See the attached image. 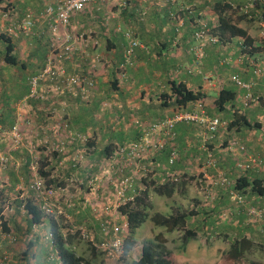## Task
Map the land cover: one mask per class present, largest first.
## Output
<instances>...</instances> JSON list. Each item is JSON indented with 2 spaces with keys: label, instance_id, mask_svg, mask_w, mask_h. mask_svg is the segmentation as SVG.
<instances>
[{
  "label": "crops",
  "instance_id": "obj_1",
  "mask_svg": "<svg viewBox=\"0 0 264 264\" xmlns=\"http://www.w3.org/2000/svg\"><path fill=\"white\" fill-rule=\"evenodd\" d=\"M56 1L15 0L13 12L4 16L0 11V29L7 31L13 28L11 31L14 34L6 36L12 40L15 46L13 55L20 68L24 65L25 74L39 71L51 58L56 65L63 66L66 73L75 67L92 71L97 84L90 103L86 106L66 98L65 104L54 99L55 104L49 102L47 106L41 104L37 108H33L32 103L24 104L27 90L22 81L24 74L15 72L3 61L2 51L6 43L0 39V121L9 127L15 122V115L18 116L23 140L26 133H30L28 131H33L32 149L22 142L14 157L32 158L35 164L47 161L49 185L60 189L52 200L53 211L56 212L52 220L56 221L61 233L72 236L70 231L79 229L87 232L90 239L99 241L105 235L100 230L101 223L106 225L108 236L124 232L126 220L118 212V206L147 189V183L163 184L169 176H173L170 180H175V192L170 197L148 192L150 216L154 213L169 216L176 211H193L196 215L188 219L187 227L197 226L200 230L195 237L182 243V231H167L147 219L136 230L134 246L161 235L163 245L174 256L175 264H264V220L252 223L246 215V207L264 208V196L251 193L250 187L240 191L244 196L243 204H238L230 196L238 179L245 178L248 182L258 180L264 184V2L96 0L83 12L71 16L67 31L60 29L55 35L49 27L51 18L45 16L44 9ZM218 2L232 6L227 16L248 31L254 45L261 50L259 54L244 55L237 39L223 45L207 43L201 51L193 50L196 45L193 33L200 25H206L211 30L217 26L218 15L213 7ZM187 8L193 12L188 14ZM26 11H31L35 17L29 30L19 26ZM169 15H176L177 20ZM239 16L244 18L238 20ZM126 30L134 32L139 46L135 49L134 64L128 67L127 78L119 79L115 69L122 61L126 47L123 38ZM66 34L78 42V50L70 62L59 61L52 55L55 46L61 47L65 43ZM82 35L85 40L79 38ZM232 77L248 87L238 86ZM115 79L116 83L113 82ZM172 83H181L188 90L202 93L206 113L210 117H219L225 126L218 130L211 143H205L197 138L205 135L202 127L187 123L176 125L177 141L173 147L178 156L174 164L168 165L167 150L159 153L153 161L143 160L149 173L130 168L127 173L133 176V183L125 192L124 199L120 200L116 191L120 175L116 172L124 163L116 161L115 157L110 159L116 147L110 155L103 152L104 148L110 143L119 145L135 141L139 133L141 135L138 123L147 126L150 122L172 115L177 110L172 106L173 99L167 102L168 107L161 104L163 96L171 95ZM111 85H114L113 89ZM221 90L231 91L235 96L225 111L218 113L214 99ZM7 97L13 102H5ZM190 105L187 104L186 108ZM43 108L46 115L42 113ZM235 113L243 115L250 124L260 125V128L228 129L227 124ZM25 119H29L31 129ZM70 134L82 135L92 143L84 146L83 142L71 141ZM61 142L65 144L63 152L51 155L50 151ZM222 144L224 146L220 148ZM206 147L212 158L204 152ZM167 148L170 150V145ZM249 156L260 158L263 164L249 170L239 168L238 165L245 164ZM23 168L13 169L8 164L0 167V175L4 176L0 177V181L5 182L0 187L7 193L21 188L26 177ZM186 175H198L195 179L199 180L198 186L182 180ZM220 175L228 179V186L219 183L217 179ZM19 209L17 207L16 210ZM16 210L11 207V211L18 212ZM10 217L15 216L11 214ZM10 217L6 219L7 233L19 234L24 230L25 237L20 239L31 245L33 243V246L25 253L27 246L24 243L14 246L9 245L11 242L7 243L3 253H9L6 254L8 263L24 264L27 260L29 264H38L37 250L44 247L43 237L39 236L41 231L38 226L28 231L26 220H21L19 224L12 222ZM39 227L44 228L43 234L49 229L47 221ZM242 238L251 243L249 250L239 262L224 260L223 253L228 252L233 241ZM81 242L85 247L89 243ZM81 242L75 244L82 246ZM85 247L83 255H88Z\"/></svg>",
  "mask_w": 264,
  "mask_h": 264
},
{
  "label": "trees",
  "instance_id": "obj_2",
  "mask_svg": "<svg viewBox=\"0 0 264 264\" xmlns=\"http://www.w3.org/2000/svg\"><path fill=\"white\" fill-rule=\"evenodd\" d=\"M14 1L15 0H0V11H2L1 12L2 15L5 16V14L7 15L8 13L13 12V8L15 6ZM57 2L58 0L55 3L47 5L44 9V14L47 15L46 10L48 7L55 8ZM213 9L218 15V24L210 32L213 36H216L218 38L219 42L210 43V44L220 43L223 45V44L231 42L233 39H237L241 43V52L244 55L253 56L261 52V50L254 45V39L249 35L248 31L239 27L237 23L234 22V20L231 18V16H227V12L232 11V6L230 4L218 2L214 5ZM186 11L188 12V14H191L193 12L189 8H187ZM30 14L32 15L31 11H26L25 15H30ZM140 16L143 17L144 15H140ZM169 17L173 20H176L174 17H171L170 15ZM243 18L244 16H239L238 20H242ZM12 29H9V30H12ZM9 30L7 31L4 30L5 32L2 31V33H4L5 35L0 34V39L4 40V42L6 43L4 51H2L3 61L8 66H12L14 70H16L15 72H18L19 74L20 73L24 74V78L22 81L24 82V86L27 87L26 92L24 91L25 92V97H24L25 100H23L24 104L32 103L33 108H37L39 105L41 106V104L47 106V103L50 104L49 102L54 103L53 101L54 99L58 100L59 102L62 100L60 103L64 102L65 104L66 98H72L74 99L73 101H79L82 104H85L86 106L89 105L90 97L97 84L96 75L92 71H87L80 67H75L71 72L66 73L63 66L56 65L54 63L55 62L54 58H51V59L46 60L45 65L39 71L33 74L32 72L25 74L26 71H25L24 65L21 64L22 66L20 68L19 62L17 61L16 57L13 55L15 46L13 45L12 40L7 36H12V34L14 33L13 31L10 33ZM126 31H124V33ZM124 33H123V38L126 41V46H127L128 40L124 37ZM133 37L137 40V38L134 36V32H133ZM83 39L85 40V36H83ZM77 43L76 42L73 43V40L68 39V41L63 43L61 47L55 46L54 49L56 50L52 52V55L59 61L67 60L68 62H70L71 60H73L75 52L78 50L76 47ZM91 44L94 46H97L96 43H91ZM126 48L127 47H125L124 49ZM136 48H138V46L135 47L133 51L134 58L132 61V65L135 62V49ZM122 61H123V55H122ZM122 61L117 65L115 69V74L118 76L119 79H126L128 67H130L131 65L130 64L123 65ZM48 69H50V72L48 73L43 72L44 70H48ZM40 75H42V78L37 79L36 81L37 86H36L35 94H37L38 97H36V95L32 96L31 95L32 93L31 79L34 77H39ZM69 77H78L79 81L77 83H72L69 80H67V78ZM113 82L116 83L117 82L116 79ZM56 88H57V91L55 90ZM113 88H114V85H111V89ZM234 96H235L234 93H232L231 91L221 90L218 97L214 99V105H215V109L217 110V112L222 113L223 111H225L227 104L234 100ZM162 98H163L162 103H161L162 107L163 106L168 107L169 105H166L167 102L171 98L173 99L172 106L177 108V110L174 111L172 115L166 118L163 117L162 119L154 121V122H150L147 126L137 122L138 124L137 123L136 124L138 128L141 130V135L139 133V136L135 141H132L130 143H125V144L122 143L119 145H114L110 143L106 145V147L104 148L103 152L106 155H110L116 147L115 152L113 153L110 159L113 160V158L115 157L116 161L119 162L120 160H122L124 163V165H121L119 167L118 172H116V174L120 175L119 179L129 176V174L127 173L128 170H130V168L134 169V166L126 165L125 163L126 158H128V154L130 153L131 146L133 144H137L140 142L143 136V133H144L143 132L144 129L149 127L150 125L159 123L167 118H171L173 117L175 113L193 112L195 110L194 104L196 102H199L202 105V109H203L205 117H208L211 119L217 118L221 122V126L218 127L217 131L213 135V138L209 140H205V137L209 136V134H208V131L204 127L199 126L194 123L178 122L174 125V128H173V133H174L173 140L165 139V143L162 149H152L151 152H149L148 150H145L144 153L149 155L145 157L149 159L150 161H153L159 153H163L168 150L167 163L169 166L174 164V162L171 164L169 163V157L172 151L174 150L177 151L176 148L173 147V143L177 141V133L175 131L176 125L180 123H187L195 127H199V128L202 127L203 129H205L204 130L205 135H203L205 143H211L214 140L215 135L218 132V130L225 126V123L219 117H210L206 113L205 107L202 104V101L204 99V96L202 93L193 92L191 90H188L185 87V85L181 83L179 84L172 83L171 95H165ZM6 99L7 100H5V102L6 101L8 103L13 102L12 98L9 99V97H7ZM187 104H192L189 107L190 109L186 108ZM46 106H43V107H46ZM42 113L46 115L45 109L43 110ZM8 114L10 115V113ZM15 119H16L15 122L9 127H6L3 124H1V121H0V124L2 125L4 129L10 130L16 124V121L19 119L18 116L15 115ZM27 122H29V119H25V123ZM259 126L260 125L258 124H250L243 115L238 114V113H235L232 116V120L227 124V128L230 130L231 129L239 130L244 127L250 128V129H257V128H260ZM41 131L42 129L39 128V132ZM153 140L154 142H156L158 140L157 136H154ZM5 141L6 140L0 136V146H1L0 150H4L5 146L3 147L2 144L4 145ZM71 141L83 142L84 146L89 145L90 142L92 143L91 140L83 137L82 135H74ZM168 145H170V150L167 148ZM223 146L224 144H222L220 148H222ZM204 152H206L209 155V158L211 157L210 155L211 153L208 151L207 147ZM50 153L51 155H55V153L58 155V154H61L62 152H59L56 147L55 150L50 151ZM177 156H178V152H177ZM137 162L138 161H135L134 164L140 163V162L138 163ZM142 162L140 163V165H143ZM7 164L10 165V161H7ZM37 165H38V167H36L37 176L28 180L26 184V192L29 194L28 198H26L24 201L22 200L18 201V199H15V201H18L19 202L18 204H20V206H22L24 209L26 228L28 231H31L33 227L42 225L45 221H47L48 226H49V232L52 235V244L55 246L59 264H106L105 258H104V255L106 252L100 249V245L104 242L111 241L115 235L119 236L123 240L124 252H123V256L120 258V260H122V264H175L174 256L172 255V252L168 251L163 245V239L161 235H157L151 240L144 241L141 246L140 257L136 261L130 260L128 254L135 245L134 236H135L136 230L140 228V226H142V224L147 219H150L156 226L164 227L167 231H172V230L182 231L183 232L182 243H185L188 239L195 237L197 235V231L200 230L199 227L197 226L187 227L188 219L196 215V213L193 211H189V212L176 211L169 216H163L159 213H154L152 216H150L151 205L148 202V192L149 191H152L153 193L159 196H167V197H170L175 192V182L174 180L173 181L170 180V179H173L172 178L173 176H169L168 181L163 184L154 183L152 181H151L152 183H147L148 184L147 189L142 191L138 196H135L134 198L127 200L123 204L118 206L117 208L118 212L126 220V223L124 224L126 227L123 228L125 230L124 232H121V233L119 232L117 234H114L113 237L112 235L108 236L107 233L109 232H108L106 225L101 223L100 230L105 235L103 234L104 235L103 238L100 239L99 241H97L96 239L95 240L90 239V235L87 232H84L79 229H72L71 230L72 236L63 235L61 233V229L59 228L58 224H56V221L52 220L53 217H55V213H56L55 211H53L52 205H51L54 196L51 197L50 200L48 199L47 201L48 204H50V208L52 212L49 215H46L45 213L42 212L41 207H40L43 201H39V198L37 197L38 193L31 188V185L33 183L32 181L38 177H41V179H43L44 181V186L46 190H51V191L56 192L59 189V187L57 186L55 188V187H50L49 185L50 171L47 170L46 168L48 166L47 161H40L39 163H37ZM0 166H1V163H0ZM143 166H145V164ZM23 167L25 166L23 165ZM73 167H77V165L73 164ZM23 169L24 171L26 170V168H23ZM246 170H249V169H246ZM146 173H149V172H146ZM248 187H250L251 193L256 194L258 196H264V184H262V182L258 180H253L252 182H248L245 178L238 179L235 183L234 190L237 192H240L242 190H245ZM3 198H4V189L0 187V202ZM247 211H248V207H246V215H247V219L249 222L259 223V220L260 221L264 220V217L259 220H253L248 215ZM0 214H1V209H0ZM5 225L6 223L3 225V228L6 231ZM121 234L123 235L124 239L122 238ZM78 236L81 237L83 241H89L86 247L88 255H79L76 252L77 245L75 244V240H79ZM28 243L29 242L25 243V246H27L25 253H27V251L33 246V243L32 245L31 243L30 244ZM250 246H251V243L249 242V240H246L244 238L240 240L236 239L231 244V247L228 250V252L223 253V259L239 262L243 254H245V252L249 250ZM0 259H1L0 264H3L4 261H6V259L4 258L2 259L0 257ZM120 260L118 264L120 263ZM25 263L29 264L27 260L24 261V264ZM236 264H240V263H236Z\"/></svg>",
  "mask_w": 264,
  "mask_h": 264
},
{
  "label": "built area",
  "instance_id": "obj_3",
  "mask_svg": "<svg viewBox=\"0 0 264 264\" xmlns=\"http://www.w3.org/2000/svg\"><path fill=\"white\" fill-rule=\"evenodd\" d=\"M96 0H58L56 3V7H48L47 17L51 18L50 21V29L53 34H57L60 29L66 30L70 18L72 14L82 12L88 7V5L92 2H95ZM143 2H148L149 0H142ZM163 1V0H160ZM166 2L172 1V0H164ZM256 2H264V0H248L249 4H254ZM55 14V15H54ZM4 17V16H3ZM171 17H174L177 20L176 15H171ZM34 16L33 15H25L24 20L19 24L20 28L23 30H29L34 25ZM11 33L12 31L9 30ZM0 34H2V31L0 29ZM83 36H79V38L83 39ZM124 37L128 40L127 42V48L123 51V65H132V61L134 58V48L139 46V42L133 37V32L130 30H127L124 33ZM78 38V37H76ZM193 38L196 43L195 47H193V50H202V48L206 45V43H216L219 42L218 38L216 36H213L210 33V30L206 25H202L199 27L198 30H196L193 33ZM68 39L71 40V38L66 36V41ZM73 42H76V39H72ZM44 73L50 72V69L44 70ZM42 75L39 77H34L31 79V85H32V93L31 95H36V86H37V79H41ZM72 83H77L79 81L78 77H69L67 78ZM232 80L238 85L242 87H247L242 82H240L235 77H232ZM57 91V88L55 89ZM195 110L193 112H179L175 113L173 117L167 118L159 123L152 124L149 127L144 129L143 136L139 143L133 144L130 148V153L128 154V158H126V165L134 166L136 171H143L146 173V168L143 165H140V163L146 158L147 156L145 150H148L151 152L152 149H162L165 143V139L173 140V128L174 125L178 122H188V123H194L199 126L204 127L207 131L209 136L205 137V140H209L213 138L214 133L217 131L218 127L221 126V122L217 118H208L205 117L202 105L199 102H196L194 104ZM20 127L21 123L19 120L16 121V124L10 129H4L0 125V136L4 139H11L13 142V145L17 148L22 140L21 133H20ZM74 135L71 136L70 139L72 140ZM154 136H157L158 140L154 142L153 138ZM161 136V137H160ZM65 148V144L63 142L58 143L57 150L59 152H63ZM241 150H244L243 147H241ZM144 153V154H143ZM177 158V151H172L170 157H169V163H173L175 159ZM8 161V158L3 157L1 158L2 165H5ZM135 161L140 162L139 164H134ZM212 163V166H215L214 161L210 160ZM137 162V163H138ZM263 164V161L258 157L249 156L247 158V161L243 165H238L239 168L246 170L251 169L256 166H260ZM221 184L229 185L228 179H226L224 176L220 175L218 178ZM175 181V180H174ZM31 188L35 190L38 194L37 197L39 198V201H43L41 204V210L49 215L51 213L50 204H48V199L50 200L51 197L55 196V191L46 190L44 186V181L40 177L36 178L32 181ZM133 183V176L129 175L127 177H124L122 179H119L116 191L117 196L120 200L124 199L125 192L130 188L131 184ZM231 198L236 201L238 204L244 203V197L237 191H232L230 193ZM248 215L253 220H259L264 217V209H257L255 207L248 208L247 211ZM126 226L124 225V228ZM51 238V236H50ZM100 249L102 251H105V259L106 262H111L112 264H118L120 258L123 255L124 248H123V240L119 236H114L111 241L104 242L100 245ZM122 264V261L120 260V263Z\"/></svg>",
  "mask_w": 264,
  "mask_h": 264
},
{
  "label": "rangeland",
  "instance_id": "obj_4",
  "mask_svg": "<svg viewBox=\"0 0 264 264\" xmlns=\"http://www.w3.org/2000/svg\"><path fill=\"white\" fill-rule=\"evenodd\" d=\"M0 88H1V86H0ZM27 118H28V116H27ZM31 127H32L31 125L28 126V128H30V129H31ZM28 132H30V133L29 134L26 133V135L24 136L25 137V140H23L22 142L24 143V145L26 147H29V146L31 147V145H32L31 144V141L33 139V137H32V132L33 131H28ZM197 138L198 139H201V140L202 139L204 140V138H202V135L201 136H198ZM26 141L28 143H30V144H28ZM30 147L28 149L31 150L32 147L31 148ZM17 150H16V147L11 143V141L7 140V142L5 143L4 150H1L0 151V158L2 156H5V155L7 157L11 158V160H10V167L11 168H13V169L14 168H17V169L20 168L21 169V167L23 165H27L26 167H24V168H26V170L24 171L26 177L22 180V187L21 188H18V190H13L11 193H7L6 191H4V198L0 202V209H1V214H0V257L2 259H3V256H5L6 254L7 255L9 254V253H6V254L3 253V252H6L5 250L7 249V247L5 245L7 243H9L8 241H2L1 240V234L2 233H7L4 230L3 225L6 223V219H8L11 214H14V216H15V217H12V218L10 217V220L12 222H16V223H19V224H20V221L21 220L24 222V220H25L24 209H23L22 206H20V204H18V203L16 204L15 199H18V201H21V200L24 201L26 198H28L29 194L26 192V184H27V181L30 180V179H32V178H34L35 176H37V174H36L37 173L36 172V167H38V165L35 164V163H32V162L35 161V159L30 158L29 160H26L25 159L26 157H20L19 159H16L14 157V152H16ZM197 176L198 175H194V176H188V175H186L185 178L182 177V180H184L185 182H189L190 185L195 184V186H198V181L199 180L198 179L195 180L197 178ZM0 177H4V176L3 175L2 176L0 175ZM1 179H3V178H1ZM201 180L203 181L204 179H201ZM217 180H219V179H217ZM2 184H5V182H3L1 180L0 181V185H2ZM17 206L20 208L19 210H16L17 209ZM11 207L12 208L14 207V210H16L18 212L11 211ZM38 229L41 231L40 234H39V236L40 237H43L42 244L44 245V247H41L40 250H37V256H36V258L38 259V264H42V263H46V264H56V263H58V258L56 257V253H55V246L54 245H51V243L49 241V233H50L49 232V229L47 228L45 230L46 233H44V234H43V229L44 228L42 229L41 227L38 226ZM25 234L26 233H25L24 230H23V233H21V232H19V234L13 233V235L16 236L17 241H13L15 244L14 243H9V245H11V246L13 245L14 246V245H16L18 243H22V244L24 243V245H25L26 242L23 241V239H20V238L25 237ZM11 236H12V234H11ZM121 236L124 239V237H123L122 234H121ZM140 236L141 235H139L137 237V239H139ZM78 239H79V241L75 240V242L78 243V242H81L82 241L81 237H79V236H78ZM82 243L83 242H81V244ZM140 244H142V242L141 243H138V245L134 246L130 250V252L128 254L130 260L137 259L140 256L139 255L140 254L139 253L140 252ZM85 245H86V243H85ZM84 247H85L84 246V243H83L82 246L77 245L76 246V252L79 255H83L84 254ZM3 249H5V250H3ZM245 259H246V261H248L247 258H245ZM7 260H8V257H7ZM7 260L4 261V263L3 262L2 263L3 264H7L8 263ZM0 261H1V259H0ZM8 264H11V262H9Z\"/></svg>",
  "mask_w": 264,
  "mask_h": 264
},
{
  "label": "clouds",
  "instance_id": "obj_5",
  "mask_svg": "<svg viewBox=\"0 0 264 264\" xmlns=\"http://www.w3.org/2000/svg\"><path fill=\"white\" fill-rule=\"evenodd\" d=\"M34 16V15H33ZM46 16V15H45ZM47 17V16H46ZM35 18V17H34ZM69 25H70V21H69ZM69 25H68V27H69ZM203 25V24H202ZM201 26V25H200ZM50 27V26H49ZM68 27H67V29H68ZM67 29L66 30H64V31H67ZM51 30V29H50ZM210 31H212L211 29H209ZM59 32V31H58ZM211 33V32H210ZM66 36H68V34H66ZM19 122L21 123V121L19 120ZM26 124H28V126H29V123L27 122ZM1 125V124H0ZM2 126V125H1ZM21 126H22V124H21ZM21 128V127H20ZM20 133H21V137H22V140H21V143H20V145L16 148V150L17 149H19L20 147H21V144H22V141H23V131L20 129ZM6 140V142H7V140H9V141H11V143L13 144V142H12V140L11 139H5ZM15 146V145H14ZM3 157H6V158H8V161H10L11 160V158H9V157H7L6 155L5 156H2L1 158H3ZM1 158H0V163H1V166L0 167H5L6 165H7V163L5 164V165H2V162H1ZM41 178V177H40ZM60 189H58L56 192H58ZM235 191V190H234ZM240 193V192H239ZM241 194V193H240ZM55 195H56V193H55ZM242 195V194H241ZM243 196V195H242ZM244 197V196H243ZM51 205H52V203H51ZM52 209H53V206H52ZM259 209H264V208H259ZM43 212V211H42ZM51 212H52V210H51ZM44 213V212H43ZM47 215V214H46ZM71 232V231H70ZM12 234V233H11ZM11 234L10 233H2L1 234V240L2 241H8V242H11V243H14L13 241H17V238H16V236H14L13 234H12V236H11ZM50 236H51V238H50ZM49 241H50V243H51V245H53L52 244V235H51V233H49ZM55 253H56V250H55ZM5 254V253H4ZM123 256V255H122ZM7 257L8 256H3V258L4 259H6L7 260ZM56 257H57V253H56ZM105 258V257H104ZM105 261H106V259H105ZM122 261V260H121ZM7 262H8V260H7ZM106 263V262H105ZM57 264H59V260H58V263Z\"/></svg>",
  "mask_w": 264,
  "mask_h": 264
}]
</instances>
